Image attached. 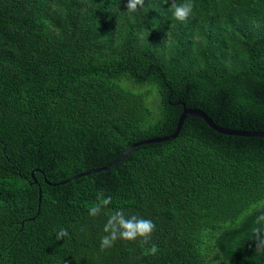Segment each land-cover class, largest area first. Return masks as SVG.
<instances>
[{
  "label": "trees",
  "instance_id": "obj_1",
  "mask_svg": "<svg viewBox=\"0 0 264 264\" xmlns=\"http://www.w3.org/2000/svg\"><path fill=\"white\" fill-rule=\"evenodd\" d=\"M127 2L0 0V264H264V136L188 116L57 184L172 134L184 103L264 131V0H194L184 22L170 0ZM101 190L112 203L92 217ZM119 209L153 221L156 255L101 250Z\"/></svg>",
  "mask_w": 264,
  "mask_h": 264
},
{
  "label": "clouds",
  "instance_id": "obj_2",
  "mask_svg": "<svg viewBox=\"0 0 264 264\" xmlns=\"http://www.w3.org/2000/svg\"><path fill=\"white\" fill-rule=\"evenodd\" d=\"M145 0H128L126 7L128 11L135 12L144 7ZM170 10L173 17L181 22L187 21L195 8L194 0H170ZM112 203V197L106 196L101 190L96 194V199L89 209V215L96 217L100 215ZM156 225L150 219L137 215H126L123 209L108 213V218L103 226L105 235L101 237L100 248L105 250L114 246L118 240L136 241L140 239L142 246L149 245ZM255 252H264V213L256 216L254 226L251 229ZM69 235L65 228L59 229L56 234L57 240H62ZM158 247L151 243L145 249V255H156Z\"/></svg>",
  "mask_w": 264,
  "mask_h": 264
},
{
  "label": "water",
  "instance_id": "obj_3",
  "mask_svg": "<svg viewBox=\"0 0 264 264\" xmlns=\"http://www.w3.org/2000/svg\"><path fill=\"white\" fill-rule=\"evenodd\" d=\"M188 116H197V117L203 118L212 128H214L215 130H217L218 132H221V133L230 134V135L235 134V135H245V136H264V131H249V130H239V129H234V128L223 127V126L217 124L213 120V118L204 110L197 108V107H188L184 103L183 104V111H182V113L178 119L177 126H176V128L172 134L164 135V136L151 137L148 139H143V140L134 142L133 144L128 146L123 151V153H121V155L115 161L110 163L109 165L102 166V167H96V168H92V169H89L86 171H82L78 174L73 175L70 178H67L63 181L58 182L57 184L67 183L69 181H72L74 179H77L81 176H84L86 174H90L93 172H100V171L108 170V169L112 168L114 165H116L120 160H122L134 147H136L137 145H140L142 143L168 141V140H171V139L177 137L178 134L180 133L181 129H182L185 118ZM47 182L50 183V181H48V180H47ZM41 196H42V189L40 188V200H41Z\"/></svg>",
  "mask_w": 264,
  "mask_h": 264
}]
</instances>
